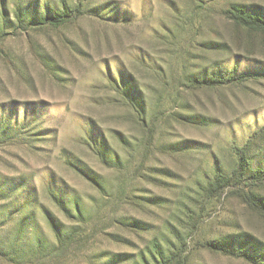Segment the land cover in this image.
I'll list each match as a JSON object with an SVG mask.
<instances>
[{
    "label": "rangeland",
    "instance_id": "374dc122",
    "mask_svg": "<svg viewBox=\"0 0 264 264\" xmlns=\"http://www.w3.org/2000/svg\"><path fill=\"white\" fill-rule=\"evenodd\" d=\"M76 5L81 14L66 24L25 27ZM232 5L264 17V0H0V221L26 224L32 215L50 240V219L64 226L59 233L92 228L56 264H154L149 239L167 251L186 244L184 264H264V211L245 198L264 197V185L212 197L208 189L235 167L237 148L246 146L249 172L264 168V34L236 25L226 13ZM241 73L254 77L216 87L188 81ZM120 80L143 92L145 122L117 99ZM84 137L98 146L104 140L122 170L99 159ZM65 152L109 185L124 177L140 199L119 208L147 229L111 219V200L65 163ZM64 183L80 194L86 216L61 210L47 193L70 195ZM33 189L37 203H24ZM155 195L162 201H144ZM231 236H238L235 254L206 245Z\"/></svg>",
    "mask_w": 264,
    "mask_h": 264
},
{
    "label": "trees",
    "instance_id": "16d2710c",
    "mask_svg": "<svg viewBox=\"0 0 264 264\" xmlns=\"http://www.w3.org/2000/svg\"><path fill=\"white\" fill-rule=\"evenodd\" d=\"M226 13L227 16L236 25L264 34V17L259 15H253V13L246 10L243 6L239 5L230 6L229 9L226 10ZM79 14H81L80 5H76L74 9L69 10L68 8H64L63 10L54 11L38 19L31 20L27 24L28 26L26 25L25 27H58L60 25L72 21ZM221 44H223L224 47L228 48L225 43ZM181 52L182 54H186L184 50H181ZM253 77V75H249L247 73H241L238 75L228 74L225 77H221L222 79H219L218 77H215L213 75L201 77H197L196 75H190L188 77V81H191V83L197 84L200 87H216L224 85L226 83L239 85L242 79L245 81ZM118 89L119 92H117V99H119L122 104L130 107L133 111H135V114L139 120L145 122L144 114L146 113V100L140 88L137 85L134 86L133 82L131 81L125 83L120 80ZM173 98L174 101L175 99L177 100L175 93L173 94ZM148 123L149 125H153L154 119L150 122H147V124ZM9 134H12V132L10 131ZM116 137L120 141H123L121 134H117ZM83 140L84 144H86L99 159L106 161L108 166L116 167L120 171L122 170L123 166L125 165V162L121 163L119 161V156L116 155L114 151L110 150L108 144L105 143L104 140H102V144L99 146L97 144L95 145L94 143H92L93 141L90 139L92 141L91 142L87 137H84ZM94 141L96 142L97 140L94 139ZM63 154L65 163L72 166L84 178L94 183L98 190L101 191V194L103 196H106L104 200H106V198H109L111 200L112 206L109 210L112 215L111 219L120 220V224L123 226L127 225L140 229H147V222L136 218L135 216H131L123 212L121 207L119 208L120 205L124 206L125 200H128V198L133 201H135L133 198L140 199L139 196H136V198L131 194L133 189H128L127 185L125 186L124 184H122L124 183V177L121 181L116 184V186H114V184L109 185L106 181L105 176L100 172L89 167L87 163L83 162L79 158H73L67 152ZM235 154L237 161L235 167L231 170V172L227 175L217 173L209 184L208 189L209 195L211 197L216 195V193L223 191L227 188H236L240 190L243 188H258L264 185V168H258L250 172L248 170L249 159L246 146L237 148ZM117 179L120 180L121 177ZM64 188H69L71 194L68 195L64 192V190L59 191L52 187L47 188L46 191L52 198L59 201L61 210H64L67 213L73 212L79 217H82L83 215L86 216V205L83 204L80 194L77 193L74 188H71L66 184ZM14 191H17V188H13L11 190V198L17 196L13 194ZM37 193V190L33 189L31 191L29 199H27L29 201H25L24 203H37ZM1 194L3 193H0V195ZM245 198L250 203H252L253 206L264 211V197L254 195V193L252 194L251 192ZM152 200H157L156 203L158 202V200L162 201L161 197L158 195H155V199L149 197L144 201L148 202ZM6 210H8L7 214H5L6 216H10V211L14 212L13 209ZM21 210H24V205L23 207L21 206L20 208H18L16 211L19 212ZM28 218L30 220H28ZM28 218L26 220V224H24L22 220L20 221L19 218L0 221V229H4L3 232L0 234L1 260L4 259L6 261H10L17 264H56L59 261L60 253L63 249L72 246V249L75 250L76 245L81 242L84 235L92 229L77 225L72 227L73 229L77 230L76 235L74 234L72 229L66 230L67 232L64 231L59 233V230L63 229L64 226H61V224L57 223L56 218L55 221L50 219V221L52 222L53 230L55 232V235H53V239L50 240L41 230L40 225H38L37 219H35L32 215L28 216ZM7 222L11 224L7 225ZM95 227L98 228V225H95ZM85 229L88 230L86 231ZM79 231L81 232V234L79 233ZM20 233L21 235L23 234L24 238H20ZM229 238L231 240H227L226 238L224 239L223 237L222 240L216 242L206 241V245L214 249L223 251L224 253L229 252L231 254H235L234 252L236 249H234L233 252H230V246L237 247L236 245L238 243L234 242L233 239L237 241L238 236H231ZM148 241L150 246H148L145 251V253H147L149 257L148 261H151L152 259L154 264H177V261L179 262V264H184L185 262H187V252L185 251L186 244H184L183 248H176L174 244H171V248L173 250L167 251L165 248H163V245L157 243L156 241H153V239H149ZM237 254H241L247 259H251L254 261V258L252 256L255 255L254 253L250 255L249 253L241 250L238 251ZM140 255H144V253H141ZM120 256L123 257V254H121ZM111 257L113 258L112 261L116 259L115 256ZM146 260L144 259V262L147 264Z\"/></svg>",
    "mask_w": 264,
    "mask_h": 264
}]
</instances>
